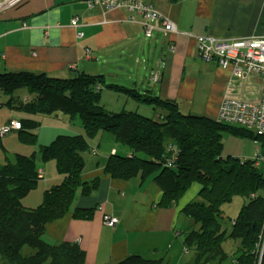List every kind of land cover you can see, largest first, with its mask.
<instances>
[{
  "label": "crops",
  "instance_id": "0c3cea01",
  "mask_svg": "<svg viewBox=\"0 0 264 264\" xmlns=\"http://www.w3.org/2000/svg\"><path fill=\"white\" fill-rule=\"evenodd\" d=\"M132 1L156 8L174 24V31L167 33L160 25L147 36L144 15L121 3L107 6L91 5L86 0H24L0 10V73L27 71L59 78L81 73L97 75L104 82L102 86L110 82L132 91L142 90L143 95L174 101L186 114L211 118L218 116L226 97L249 101L261 97L262 76L250 74L238 79L231 68L224 69L217 61L200 58L197 37L228 40L264 37V0ZM156 74L158 80L154 81L152 76ZM114 91L119 90L105 87L102 98L105 94L112 97ZM123 93L135 101L134 105L138 104L137 110L141 112L153 116L165 111L143 110L139 105L143 103L131 92ZM26 94L27 91L23 95ZM127 97L117 96L115 100H129ZM6 102L0 104V111L5 114L0 126L12 118L19 120L26 116ZM58 115L38 116L41 126L36 130V145L25 146L18 137L5 140V135V146L31 155L60 134L84 133L79 120L74 125V120L61 116L63 113ZM253 139L242 136L232 149H226L224 141V152L243 161L263 156L264 139ZM116 141L109 132L88 140L82 179H96L97 187L88 196L78 194L70 213L46 225L44 238L55 244L77 242L85 252L86 264H116L133 254L167 260V264H181L183 259L184 264L186 259L192 264L194 257L187 258L183 234L195 222L182 208L197 194L198 187L194 185L183 198L164 205L161 204L164 192L154 180L156 172L144 178L140 174L131 178L112 177L106 170L111 156L131 153L129 149H120ZM249 142L253 143V150ZM3 159L0 156V161ZM261 164L264 162L257 166ZM39 167L42 177L35 189L22 198L23 205L29 208L39 206L45 191L62 179L55 160L40 161ZM76 206L92 209L90 219L74 217ZM106 217L118 222L113 226ZM239 245L240 242H227L225 247L235 250ZM174 248L175 256L168 257Z\"/></svg>",
  "mask_w": 264,
  "mask_h": 264
},
{
  "label": "trees",
  "instance_id": "16d2710c",
  "mask_svg": "<svg viewBox=\"0 0 264 264\" xmlns=\"http://www.w3.org/2000/svg\"><path fill=\"white\" fill-rule=\"evenodd\" d=\"M99 78L87 73L70 78L27 71L0 73V93L9 98L6 104L26 114L19 119L20 128L11 131L21 142L37 144L38 116L63 113L74 125L79 120L84 129V133L60 134L31 155L10 154L0 135L4 153L0 161L1 264H86L85 252L77 242L50 243L44 235L49 222L70 213L78 194L88 196L97 187L96 179H82V171L88 140L103 132L112 133L131 151L108 160L106 170L112 177L140 174L144 178L156 172L154 180L164 192V205L180 200L194 185L198 187L182 208L195 222L184 232L187 248L194 249L195 264H264V173L255 159L243 161L225 154L223 140L227 129L246 137L261 135L217 118L186 114L169 99L112 84L102 86ZM102 87L129 91L156 112L165 111L158 112V119L139 110L108 111L102 103ZM19 91L28 92L24 100L17 95ZM12 119L10 123L17 118ZM49 160L56 161L62 179L45 191L39 206L26 207L22 198L42 177L39 161ZM235 197H242L243 203L225 225L224 206ZM92 212L76 206L72 214L87 220ZM230 240L240 242L232 253L225 247ZM26 246L32 248L30 253L23 252ZM116 264H161V260L133 254Z\"/></svg>",
  "mask_w": 264,
  "mask_h": 264
},
{
  "label": "built area",
  "instance_id": "2783aa9c",
  "mask_svg": "<svg viewBox=\"0 0 264 264\" xmlns=\"http://www.w3.org/2000/svg\"><path fill=\"white\" fill-rule=\"evenodd\" d=\"M24 0H0V10L14 7ZM89 4L104 3L107 6H122L131 10H136L143 14L146 19L145 33L151 36L152 32L160 25L164 30L172 32L174 24L164 19L161 13L151 5H144L132 0H121L112 2L108 0H86ZM198 54L206 61H217L224 68L233 70L236 78H243L247 75H258L264 78V37L220 39L212 36H198ZM154 81L158 80V75L152 76ZM218 120L227 124L245 126L249 130L264 137V84L261 97L256 101H249L234 97H226L220 106ZM13 125L20 128L18 121H13ZM8 125L0 128V135L8 134L9 130L14 129ZM8 132V133H7ZM264 162V155L255 158L256 165ZM107 223L115 225L116 218H106ZM263 253V251H262ZM260 255V260L262 258Z\"/></svg>",
  "mask_w": 264,
  "mask_h": 264
},
{
  "label": "rangeland",
  "instance_id": "374dc122",
  "mask_svg": "<svg viewBox=\"0 0 264 264\" xmlns=\"http://www.w3.org/2000/svg\"><path fill=\"white\" fill-rule=\"evenodd\" d=\"M236 78V77H235ZM110 82H108L107 84H109ZM103 89H105V88H103ZM134 90V89H133ZM134 92L136 93V92H140L141 94H143V91L142 90H134ZM23 94H25V93H23V92H21V91H19L18 93H17V95H21V96H23V100H24V97H25V95H23ZM111 94H113L112 95V97H111V95H108V94H105L104 96H103V98H102V103L104 104V106L106 107V109L109 111H115V112H120V111H122V110H128V111H136L137 110V108H138V104H136V105H134V102L135 101H133V99L130 97L129 98V96L127 97V95H125L124 93H123V91H114V92H112ZM119 94V95H118ZM120 95H122V96H120ZM117 96H119V97H122V98H126L127 97V99H129V100H124V101H116L115 100V98L117 97ZM134 98H136V100L138 99L137 97H134ZM9 100V99H8ZM7 100V96L6 95H4V94H2V93H0V104H1V102L2 101H4V102H6V101H8ZM133 102V103H132ZM7 103V102H6ZM2 105V104H1ZM139 105L141 106V109H145V108H148V109H150V110H153L152 109V107H150V106H147V105H143V104H140L139 103ZM124 106H126L127 108H122V107H124ZM4 110V112H5V109H3ZM3 111H0V124L1 123H3V121H4V119H5V114H3L2 113ZM143 113H146L147 114V112H143ZM153 116L152 117H155V119H158V117H159V115L158 114H156V113H153L152 114ZM55 116V115H54ZM13 120V119H12ZM63 121V120H62ZM9 123H10V121H9ZM10 124H12V127H15L14 125H13V123H10ZM5 126H8V125H5V124H2L1 126H0V128L2 129L3 127H5ZM41 126V125H40ZM17 127H15L14 129H16ZM14 129H11V130H9L8 132H11L12 130H14ZM7 132V133H8ZM101 135V133H99L98 134V137ZM6 138H5V140L6 139H13V138H15V137H18V135L16 134V132H13V133H11V134H8V135H6L5 136ZM263 136H261V138H262ZM223 138H224V141H225V143H227V146H226V149H232V148H234V146H235V144H236V142H237V140L238 139H240V138H242V136H240V135H237V134H234V132H232L230 129H227L226 131H225V134H224V136H223ZM254 137H250V139H253ZM19 139V138H18ZM254 140V139H253ZM116 143H117V146L120 148V149H124V150H128L129 148L127 147V145H125L124 143H122V142H120V141H116ZM248 145H249V147L253 150V143L252 142H249L248 143ZM12 147H13V145H11ZM25 146H26V143H25ZM28 146V145H27ZM7 148V147H6ZM8 149V151L9 152H12L13 154H21V152L19 151V150H15L16 148H7ZM237 150V149H236ZM251 150V152L250 153H252V154H254V152ZM4 155V153L2 152V151H0V156H3ZM40 162V161H39ZM259 169H260V171L261 172H263L264 173V164H261V166L259 167ZM242 203H243V199H242V197H235L231 202H229V203H227L224 207H225V211H226V218H225V225H229L230 224V219L229 218H231V217H234V216H236L237 214H238V211H239V209H240V206L242 205ZM183 240H184V234H183ZM228 242H239V241H235V240H230V241H228ZM231 244V243H230ZM188 249V248H187ZM229 251H230V253H232L233 252V249H234V247H230V248H227ZM32 250V248H30V247H28V246H26L25 247V249L23 250V252L26 254V253H30V251ZM227 251V250H226ZM174 254V255H173ZM186 255H187V258L188 259H190L192 256L194 257V259H193V261H192V264H195V252H194V249H188V251H187V253H186ZM168 257H170V258H173L174 256H175V248H174V250H172L168 255H167ZM184 262H185V259H183V261H182V263L181 264H184ZM186 262H187V264H189V262H188V260L186 259ZM0 264H1V262H0ZM161 264H167V260H161ZM186 264V263H185Z\"/></svg>",
  "mask_w": 264,
  "mask_h": 264
},
{
  "label": "clouds",
  "instance_id": "9594fccd",
  "mask_svg": "<svg viewBox=\"0 0 264 264\" xmlns=\"http://www.w3.org/2000/svg\"><path fill=\"white\" fill-rule=\"evenodd\" d=\"M14 121H18L19 123H20V126H21V122L19 121V120H14ZM16 129H19V128H16ZM3 136H5V135H3ZM107 218V217H106ZM110 218V217H109ZM261 260H262V258H261Z\"/></svg>",
  "mask_w": 264,
  "mask_h": 264
},
{
  "label": "water",
  "instance_id": "95a60500",
  "mask_svg": "<svg viewBox=\"0 0 264 264\" xmlns=\"http://www.w3.org/2000/svg\"><path fill=\"white\" fill-rule=\"evenodd\" d=\"M261 262V261H260Z\"/></svg>",
  "mask_w": 264,
  "mask_h": 264
}]
</instances>
